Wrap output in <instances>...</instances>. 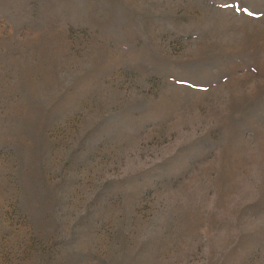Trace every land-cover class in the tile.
Listing matches in <instances>:
<instances>
[{"label": "rangeland", "instance_id": "rangeland-1", "mask_svg": "<svg viewBox=\"0 0 264 264\" xmlns=\"http://www.w3.org/2000/svg\"><path fill=\"white\" fill-rule=\"evenodd\" d=\"M0 264H264V0H0Z\"/></svg>", "mask_w": 264, "mask_h": 264}]
</instances>
